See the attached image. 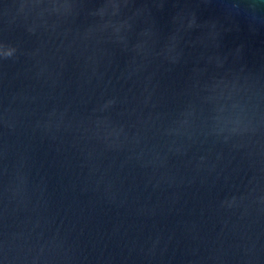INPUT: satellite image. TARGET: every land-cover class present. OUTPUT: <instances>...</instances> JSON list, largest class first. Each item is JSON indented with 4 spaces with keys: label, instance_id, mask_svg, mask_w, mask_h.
I'll list each match as a JSON object with an SVG mask.
<instances>
[{
    "label": "water",
    "instance_id": "obj_1",
    "mask_svg": "<svg viewBox=\"0 0 264 264\" xmlns=\"http://www.w3.org/2000/svg\"><path fill=\"white\" fill-rule=\"evenodd\" d=\"M0 264H264V0H0Z\"/></svg>",
    "mask_w": 264,
    "mask_h": 264
},
{
    "label": "clouds",
    "instance_id": "obj_2",
    "mask_svg": "<svg viewBox=\"0 0 264 264\" xmlns=\"http://www.w3.org/2000/svg\"><path fill=\"white\" fill-rule=\"evenodd\" d=\"M15 52V49L14 48H7L3 55L5 58H8V57H11L13 55V53Z\"/></svg>",
    "mask_w": 264,
    "mask_h": 264
}]
</instances>
